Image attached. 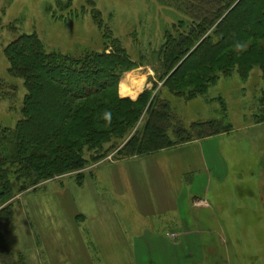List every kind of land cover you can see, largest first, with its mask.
Segmentation results:
<instances>
[{
	"label": "rangeland",
	"instance_id": "rangeland-1",
	"mask_svg": "<svg viewBox=\"0 0 264 264\" xmlns=\"http://www.w3.org/2000/svg\"><path fill=\"white\" fill-rule=\"evenodd\" d=\"M180 7L178 0H0V80L16 87L15 97H9L10 90L5 100H0V125L15 126L19 118V98L24 93L22 80L7 74L3 49L11 41L35 34L47 51L72 57L102 51L104 46L115 42L136 64L121 74L119 85L123 81L127 86L132 82L137 84L136 80L143 76L147 82L143 80L138 90L148 86L155 93L162 85L163 73L156 54L165 33L186 20ZM109 52L110 47L106 53ZM261 75L259 68L244 79L232 72L228 77H219L205 95L190 101L162 92L185 126L210 119H220L229 125L231 130L227 135L216 139L213 146L208 142L203 144V148L206 156L228 155L232 164L227 166L226 175L220 170L216 174L218 179L225 175L223 182L207 185L210 189L206 195L203 190L198 196L206 201L205 207H216L212 192L215 187L224 188L223 208L219 213L228 216L230 221L224 229L217 230L224 231L248 264H264V112L259 102L264 95V78ZM192 147H188L191 153L187 154L197 158ZM167 154L176 163V153ZM145 157L127 166L125 172L101 165L91 170L100 175L95 181L90 179V171L85 172L80 184L81 176L74 173L53 177L5 201L3 206L10 204L13 210L14 230L4 236L10 253L22 258L19 264H133L136 262L133 251L138 248L143 259L145 252L132 234L139 232L141 224L157 225L161 213L163 216L171 214V210L170 213L160 212L161 205H157L158 200L168 197L172 190L168 182L162 184L159 179L146 175L147 172L157 173L158 168ZM106 159H114L112 151ZM129 170L136 178L139 174L145 175L140 176L145 183L143 192L138 193L131 183V175L127 176ZM197 175L183 174L179 181L183 189H188ZM201 175L198 187L205 185ZM92 189L98 190V198L103 203L115 199L116 204L110 202L111 208L116 211L119 208L121 215L114 223L108 218L109 211L103 210L101 216L107 218L106 225L99 223L95 234L88 230L92 221H74L70 217L75 209L87 206ZM132 195L140 197L148 209L154 205L151 212L147 211L145 216ZM188 202L186 199L184 204ZM182 208L187 209L186 205ZM94 210L86 211L89 220ZM209 214L211 217L210 211L203 212L205 219ZM161 228L166 227L158 224L157 229ZM15 261L17 259L13 263L0 259V264H17Z\"/></svg>",
	"mask_w": 264,
	"mask_h": 264
},
{
	"label": "trees",
	"instance_id": "trees-1",
	"mask_svg": "<svg viewBox=\"0 0 264 264\" xmlns=\"http://www.w3.org/2000/svg\"><path fill=\"white\" fill-rule=\"evenodd\" d=\"M178 2L186 20L156 54L162 85L135 100L117 95L121 74L136 64L115 42L79 57L47 51L35 34L4 47L7 74L22 80L24 93L15 126L0 125V259L22 260L4 241L14 230L12 206H3L10 198L53 177H82L109 151L139 157L231 130L220 119L185 126L162 92L190 101L232 72L244 79L259 68L264 78V0ZM7 91L15 97L16 87L0 80V100ZM259 102L264 112V95Z\"/></svg>",
	"mask_w": 264,
	"mask_h": 264
},
{
	"label": "crops",
	"instance_id": "crops-1",
	"mask_svg": "<svg viewBox=\"0 0 264 264\" xmlns=\"http://www.w3.org/2000/svg\"><path fill=\"white\" fill-rule=\"evenodd\" d=\"M143 80H145L143 76H140V78L136 80V82H138L137 84L135 83L137 85V89L140 84H143ZM120 86L121 85H119L118 95L132 100H135L142 90L150 89L148 86H143L142 89L138 90L137 93H135L136 95L132 97L120 95ZM129 87L132 88L133 86L130 84ZM227 134L228 133L216 135L205 138V140H195L173 148L139 157L123 159L114 158L113 160L105 158L104 160L87 167V169L81 172L82 175H84L86 174V171H90V179L95 181L100 178V175L94 171L91 172V170L96 169L101 165L107 164V166L111 167L114 171L125 172L127 166H132L134 164L133 162H136L137 160H144V156H146L145 160H149L151 164H157V170L159 171L151 174L147 172L146 175L151 176L154 179H159V183L164 184L163 182L166 181L172 185V190L174 191L170 190L168 197L160 198L157 205H161L159 207L160 212L168 211L170 213L169 210H171V214L168 215L169 217L165 215L163 216L161 213V220L158 222V224H164L166 228L158 230V224L154 225L146 223L141 224L139 232H133L134 234H132L134 240L137 241V243L141 246L140 248L145 252V257L142 259L141 252L138 251V248L133 251V260L136 261L133 264H248L247 262H244V256H242V253H240L236 246L232 244L230 239L224 235V231L217 230L224 229L226 223L230 221L227 218L228 216L225 217L220 214L223 208V206H221V199L223 198L222 192L224 188L215 187L214 192H212L214 202L216 205L218 204V207L215 205L217 208L214 206H210L209 208L205 207L207 206L206 201L198 196L203 193V190V194L206 195L210 189L207 185L216 186L218 182H223V179H225L224 176L229 170L227 166L232 164L228 155L225 157L206 156L203 144L208 142V144L210 143V146H213L212 143L214 144L216 139L218 140L219 137ZM189 146H193L192 150L197 158H192V156L187 154L191 153L190 150H188ZM167 153H176V163L171 161L170 157H168L170 154ZM219 170L224 172L225 175L222 174L221 178L218 179L216 174ZM129 171L130 172H128L129 174L127 176L131 175V183L135 184L138 193L140 191L143 192L145 190V183L141 181L142 179L140 176L144 177L145 175L139 174L136 178V174L132 173L133 171L131 170ZM188 173H198V175L194 178V180L192 179V182L194 183L188 184V189H183L179 181H181V176L183 174ZM200 175L205 179V185L198 187V180L201 179V177H199ZM212 177H214L213 180ZM82 179L83 176L81 177L80 182H78L79 184ZM175 181H177V183ZM93 184H91V186ZM91 191V198H89L90 200H88L87 206L82 207V210L75 209L70 217L71 219H74V221L85 219H87L88 222L92 221L90 222L92 223V226H89L88 230L89 232L91 231V233L95 234L96 229L100 228L98 227L99 223L106 225L104 223L107 218L105 216H101L102 213L109 211L110 215L108 218L114 221V223L117 218H121V215L119 216V208L118 211H116V208H111L112 204L110 202H114L116 204L115 199L110 202L103 203V201L98 198L100 196L98 190L92 189ZM252 195L254 194L250 193V196ZM186 196L189 197L187 198ZM132 197L134 196L132 195ZM134 198L137 200L140 210L142 209L144 215L146 216L147 211H150V208L154 205L150 206L148 209V206H146L147 204H143L140 197L135 196ZM186 199H189V202L184 204ZM184 205H186L187 211L182 208ZM107 206H109L108 209L106 208ZM93 209H95L94 214L89 215V220L86 211ZM80 210L81 213L79 212ZM207 210L210 211L211 217L209 214V218L205 219L203 212H206ZM234 210H239V208H235ZM187 213L188 215H186ZM98 256H100L99 253ZM138 261L142 262L140 263Z\"/></svg>",
	"mask_w": 264,
	"mask_h": 264
},
{
	"label": "bare ground",
	"instance_id": "bare-ground-1",
	"mask_svg": "<svg viewBox=\"0 0 264 264\" xmlns=\"http://www.w3.org/2000/svg\"><path fill=\"white\" fill-rule=\"evenodd\" d=\"M131 85L134 87V89H133V87L131 88V87L127 86L126 82L123 81L121 83V86H120V93H121L120 95H127V96L134 97L136 95L135 93H137L138 89H137V85L135 83L132 82ZM135 87H136V89H135Z\"/></svg>",
	"mask_w": 264,
	"mask_h": 264
},
{
	"label": "clouds",
	"instance_id": "clouds-1",
	"mask_svg": "<svg viewBox=\"0 0 264 264\" xmlns=\"http://www.w3.org/2000/svg\"><path fill=\"white\" fill-rule=\"evenodd\" d=\"M237 47H241V45H237ZM104 119L110 122L111 113L110 112H105L104 113Z\"/></svg>",
	"mask_w": 264,
	"mask_h": 264
}]
</instances>
